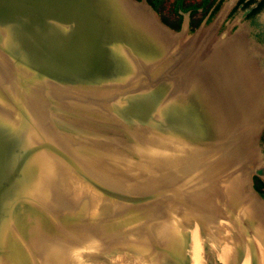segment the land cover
<instances>
[{
  "label": "water",
  "instance_id": "water-1",
  "mask_svg": "<svg viewBox=\"0 0 264 264\" xmlns=\"http://www.w3.org/2000/svg\"><path fill=\"white\" fill-rule=\"evenodd\" d=\"M225 1L215 0L202 18L195 19H201L197 25L192 10H180L181 23L173 26L149 0H0V51L17 71L14 78L3 79L6 85L0 87V95L14 112L10 116L0 103V260L15 252L5 242L8 227L13 224L25 230L29 216L43 215L32 205L29 192L44 174L42 160H35L44 154L43 159L53 156L64 161L107 198L97 218L111 220L109 225L121 228L123 237L86 252L85 234L78 233L80 239L73 234L77 237L73 251L81 250L82 256L69 255L66 264H143L141 257L150 264H192L194 232L202 243L203 262L218 264L213 247L222 261L223 242L230 232L221 231V222L232 225L234 235L239 224L233 214L226 216L206 205L209 194L192 197L202 186L206 189L217 181H205L206 169L199 170L200 175L194 170L181 174L177 180L167 173L162 218L170 217L177 224L166 235H160L157 216L125 227L134 214L123 208L116 215V210L118 204L132 208L161 198L160 189L131 191L159 183L161 171L156 165L165 171L170 168L149 162L157 153L147 144L151 140L140 139L143 131L146 137H175L185 151L212 150L229 141L244 121V113L256 106L261 109V128L241 165L249 174L251 189L264 201V189L256 182L260 176L252 164L264 148V37L247 21L233 26L217 22L238 10L246 20H257L264 6L256 13L253 9L264 0H237L232 8L222 7ZM135 4L145 8L139 13ZM142 10L155 17L160 27L144 20ZM40 85L41 92L36 87ZM52 85L70 91L57 93ZM104 89H109L106 97L97 94ZM78 90L87 94L76 95ZM26 95L41 99L42 106H36L41 113L24 102ZM59 137L68 138L72 151L60 144ZM73 156L91 159L97 168H109L111 177L123 183L109 187L97 181L76 165ZM75 212L70 221L90 219ZM256 224L243 218L247 241L236 246L235 258L227 264H242L247 257L257 264ZM119 256L124 258L121 263Z\"/></svg>",
  "mask_w": 264,
  "mask_h": 264
},
{
  "label": "bare ground",
  "instance_id": "bare-ground-1",
  "mask_svg": "<svg viewBox=\"0 0 264 264\" xmlns=\"http://www.w3.org/2000/svg\"><path fill=\"white\" fill-rule=\"evenodd\" d=\"M137 5V4H135ZM145 7L137 5L140 9ZM141 17L148 22L153 23L154 26L160 27L159 22L146 10H142ZM139 17L140 19H142ZM155 19V20H154ZM157 40L163 42L164 38L157 35ZM0 87L6 85L8 76L15 77L17 71L13 68L11 61L0 51ZM20 72V71H19ZM41 92L42 85L36 86ZM54 92L67 94L69 89H59L52 85ZM1 89V88H0ZM2 94L3 92L0 91ZM109 89L98 91L97 94L106 97ZM87 91L78 90L76 95L84 96ZM24 102L34 107L36 114L42 112L41 99L35 96H25ZM0 103L5 106L7 114L14 116L13 109L6 103L5 99L0 95ZM259 107H250L244 113V121L239 124V128L235 130L229 137V141H223L220 146L209 149L193 148L185 151L180 144L179 139L175 137L162 136L159 134H151V137L145 136V131L141 136L142 141L151 140L153 143L147 144L154 147L157 155L149 160L155 163L165 165L169 171H165L163 166L156 165L161 171L159 183H152L135 187L132 192H148L161 190V198L149 205L127 207L124 204H118L116 215L119 210L126 208L127 214L130 210L134 215L128 217L124 223L125 227H132L141 221L146 222L151 217L157 216L160 224V235H166L171 231V227L175 226L177 222L170 221V217L162 218V213L167 206L165 200V179L167 173L170 174L171 180H177L181 174H188L194 170V174H199V170L206 169L205 181L212 182L211 187L207 185L206 189L202 186L201 191L194 194L192 197L197 198L202 194H209L205 200L206 205L216 207L220 212L226 216L233 214L235 222L238 225V234L234 235L231 230L232 225L225 221L221 222V231L229 230V238L223 242V249L221 258L224 263H229L235 258V249L240 242H246L245 228L242 225V220L247 217L250 221L256 222V243L254 245V254L258 257L257 264L263 263V246L258 240L264 242V201L255 194L251 189L249 183V174L246 175L242 170L241 162L248 156L252 149V141H256V136L260 130V123L258 116L260 113ZM235 116L234 113H231ZM245 127V129H244ZM38 140V137H35ZM65 139V140H64ZM66 137H59L57 140L67 150L72 151V146L66 140ZM219 148V149H218ZM44 154H38L35 160L41 159L43 163L44 174L41 178L33 184L29 194L31 195V203L36 209L43 212L42 216H29L27 220V228L21 230L19 226L13 224L8 227L5 234V242L14 246L15 252L10 253L7 257L0 260V264H66L69 255L74 257L82 256V251H73V242L77 240L78 233L84 235V246L86 252H91L96 249L101 243L106 241L122 240L119 227H111L109 219L99 220L97 218V210L101 203L107 202V198L102 196L99 192L91 188L87 183L82 181L75 172L64 162L53 156L45 157ZM215 159L210 165L208 162ZM91 159L79 158L73 156V161L86 174L97 181L109 186L115 187L117 182L123 183V179L114 180L109 168H97L93 165ZM205 167V168H203ZM142 168V167H141ZM100 170V171H99ZM142 170H145L142 168ZM154 175L157 173L153 172ZM212 174V175H211ZM200 175V174H199ZM198 175V177H199ZM182 176V175H181ZM199 182L203 183V177L200 176ZM118 184V183H117ZM197 183L192 182L189 187L195 186ZM173 192V191H171ZM177 193V192H176ZM113 202V201H111ZM172 205H169L171 207ZM79 210V213L87 214L90 217L88 221L85 219L76 218L75 221L70 217ZM202 213L203 211L200 210ZM69 218V219H68ZM66 220V222H64ZM130 220V221H129ZM259 224V225H258ZM215 227V224H212ZM153 228L157 230V226ZM211 228V227H210ZM215 229V228H214ZM212 230V228H211ZM243 234L240 237V232ZM140 235L141 230L137 231ZM73 234H76L74 236ZM137 235V236H138ZM211 236V235H209ZM220 236V235H219ZM122 237V238H121ZM192 243V264H200L203 262L202 258V243L197 232H194ZM112 243V244H113ZM117 245V244H114ZM112 245V246H114ZM111 249V248H109ZM133 258V257H129ZM41 259V262L39 261ZM124 258L119 256L117 262H122ZM145 262L143 264H150L148 260L141 257ZM147 261V262H146ZM124 264V263H123ZM155 264V262L151 263ZM242 264H251L249 257H247Z\"/></svg>",
  "mask_w": 264,
  "mask_h": 264
},
{
  "label": "trees",
  "instance_id": "trees-1",
  "mask_svg": "<svg viewBox=\"0 0 264 264\" xmlns=\"http://www.w3.org/2000/svg\"><path fill=\"white\" fill-rule=\"evenodd\" d=\"M155 8L162 14L163 18L173 26H179L181 23V14L180 10L187 11L192 10L193 24L197 25L200 20H195L194 16L198 13L199 9H202L203 14L208 11L209 8L214 4L215 0H195L194 2H186L188 0H149ZM162 2V5H161ZM264 6V1L259 4L253 13H256ZM168 10V11H167ZM173 13V14H167ZM170 15H175V19L169 17ZM258 185L264 188V183L256 179ZM257 185V186H258ZM259 187V186H258ZM259 187V188H261Z\"/></svg>",
  "mask_w": 264,
  "mask_h": 264
},
{
  "label": "rangeland",
  "instance_id": "rangeland-1",
  "mask_svg": "<svg viewBox=\"0 0 264 264\" xmlns=\"http://www.w3.org/2000/svg\"><path fill=\"white\" fill-rule=\"evenodd\" d=\"M194 1L195 0H188L186 2H191L192 3ZM236 2H237V0H226L224 2V4L222 5V7L229 5V7L232 8L236 4ZM161 5H162V2H161ZM167 14H173V13H167ZM203 16H204L203 15V12L202 11H199L198 13L195 14L194 18L195 19H198V18H202ZM169 17H171L173 19L176 18L175 15H170ZM244 17L245 16H244L243 11L238 10L234 16H232V17H229L228 16L227 17V14H225L223 17H221V20H218L217 22L218 23L221 22V23H224V24L226 23V24H229V25H232V26L235 25L236 23H241V22L244 23L246 21H247L246 23H251V24L257 23V20L255 18H254L255 20L254 19H252V20H246ZM184 18L188 19L189 18V13H185L184 14ZM223 28H225V27H223ZM259 35L264 37L263 32H260L259 31ZM261 137H262V134H260L259 138H261ZM255 143H256V141L253 140L252 141V145L254 146ZM262 146H264V144H262ZM252 164L255 165V167H256V169L254 171H257V174L262 179H264V148L262 150H260V152L258 154H256V158L252 160ZM213 251H214V253L216 255V260H217L218 264H223L222 261H220V256H219V252H218L217 248L213 247ZM201 264H205V263L202 262Z\"/></svg>",
  "mask_w": 264,
  "mask_h": 264
},
{
  "label": "crops",
  "instance_id": "crops-1",
  "mask_svg": "<svg viewBox=\"0 0 264 264\" xmlns=\"http://www.w3.org/2000/svg\"><path fill=\"white\" fill-rule=\"evenodd\" d=\"M257 23L251 24V28H255V31L264 32V12L259 15Z\"/></svg>",
  "mask_w": 264,
  "mask_h": 264
},
{
  "label": "flooded vegetation",
  "instance_id": "flooded-vegetation-1",
  "mask_svg": "<svg viewBox=\"0 0 264 264\" xmlns=\"http://www.w3.org/2000/svg\"><path fill=\"white\" fill-rule=\"evenodd\" d=\"M258 19V18H257ZM258 21V20H257ZM260 182H262V183H264V179H262L261 177H260V180H259ZM264 189V188H263Z\"/></svg>",
  "mask_w": 264,
  "mask_h": 264
}]
</instances>
